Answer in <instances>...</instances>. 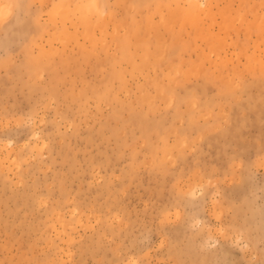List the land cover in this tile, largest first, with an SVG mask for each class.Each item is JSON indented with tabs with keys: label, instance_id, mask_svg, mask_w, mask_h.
I'll return each instance as SVG.
<instances>
[{
	"label": "rangeland",
	"instance_id": "rangeland-1",
	"mask_svg": "<svg viewBox=\"0 0 264 264\" xmlns=\"http://www.w3.org/2000/svg\"><path fill=\"white\" fill-rule=\"evenodd\" d=\"M20 3L0 264H264V0Z\"/></svg>",
	"mask_w": 264,
	"mask_h": 264
},
{
	"label": "crops",
	"instance_id": "crops-1",
	"mask_svg": "<svg viewBox=\"0 0 264 264\" xmlns=\"http://www.w3.org/2000/svg\"><path fill=\"white\" fill-rule=\"evenodd\" d=\"M16 3H17V9L19 10L20 9V6H21V1L20 0H14ZM18 10H17V13H15L16 15H18Z\"/></svg>",
	"mask_w": 264,
	"mask_h": 264
}]
</instances>
